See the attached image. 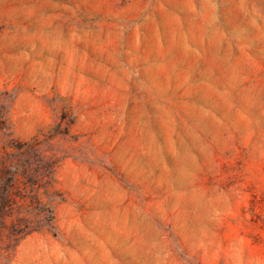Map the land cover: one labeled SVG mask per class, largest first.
<instances>
[{"label":"rangeland","instance_id":"obj_1","mask_svg":"<svg viewBox=\"0 0 264 264\" xmlns=\"http://www.w3.org/2000/svg\"><path fill=\"white\" fill-rule=\"evenodd\" d=\"M0 264H264V0H0Z\"/></svg>","mask_w":264,"mask_h":264}]
</instances>
